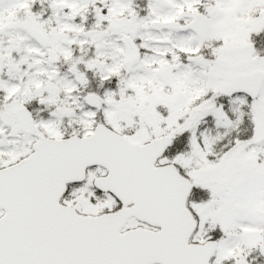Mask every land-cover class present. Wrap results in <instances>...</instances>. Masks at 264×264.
<instances>
[{
  "label": "snow or ice",
  "instance_id": "6c2138e0",
  "mask_svg": "<svg viewBox=\"0 0 264 264\" xmlns=\"http://www.w3.org/2000/svg\"><path fill=\"white\" fill-rule=\"evenodd\" d=\"M0 264H264V0H0Z\"/></svg>",
  "mask_w": 264,
  "mask_h": 264
}]
</instances>
